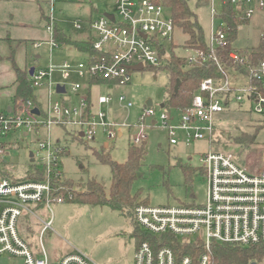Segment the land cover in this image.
Instances as JSON below:
<instances>
[{"label": "built area", "instance_id": "built-area-1", "mask_svg": "<svg viewBox=\"0 0 264 264\" xmlns=\"http://www.w3.org/2000/svg\"><path fill=\"white\" fill-rule=\"evenodd\" d=\"M79 2L81 0H50L51 13L47 17V30L51 35L47 42L50 50L48 68L35 69L30 76L35 90H46L47 100L41 110L32 101H21L18 112H0V257L20 258L24 264H98L81 252H71L59 259H50L43 239L54 231V206L65 203L58 194L62 182L67 178L62 165L64 147L52 138V129L76 127V137L95 142L100 133L104 146L123 136V129L134 131L133 145L148 141V131L159 127L166 131L170 145H177V134L184 133L186 145L215 135L214 117L229 109L232 103L244 107L249 105L254 113H264V97L253 98L256 87L251 81L264 82V61L250 71L248 83L242 88L233 87L225 74L224 80L207 79L201 84L192 106L183 110L163 111L156 118L153 106H145L136 125L107 122L106 113L94 114L89 97L82 93L83 86L76 79L86 80L89 85L98 82L126 84L131 79L134 66H159L161 47L173 42L175 22L170 11L159 0H114L116 14L104 13L98 18L78 20L74 23L77 31L86 33L93 48L101 56L86 55V61L72 63L64 61L54 64V51L60 47L56 40V24L53 8L57 2ZM205 1V0H198ZM214 0H212L213 2ZM236 9V18L249 21L257 10H264V0H230ZM226 0H223V4ZM169 14L166 16L165 11ZM212 14L221 19L212 8ZM110 16H113L111 19ZM226 24L216 26L208 41V50H188L189 65H201L208 60L217 61V52L229 46ZM36 48L43 43H35ZM230 58L243 62L235 51ZM59 73L65 83L55 84L53 77ZM65 87V94L80 96V108L70 100L54 99L57 87ZM120 101L125 102L121 96ZM99 104L111 102V97L101 96ZM132 103L127 107L131 108ZM164 108V107H163ZM38 109L40 115L32 113ZM26 131V132H24ZM44 131L46 137L38 139L34 154L37 166L44 168L42 180L27 179V172L20 175L7 160L10 154V135L30 132L37 135ZM18 140L15 139L14 144ZM31 160V157H30ZM201 169L207 181L206 202L201 205L151 206L140 204L135 209L138 225L155 235H172L180 241L201 240L204 253L195 261L192 257L178 260L172 248L164 246L155 250L148 241L142 242L135 250L134 264H211V245L237 244L244 247L264 245V152L261 164L251 169L242 163L233 152L210 148L199 156ZM246 160V159H245ZM46 213V218L41 213ZM33 219L42 225L35 243L36 232L26 226V220Z\"/></svg>", "mask_w": 264, "mask_h": 264}, {"label": "rangeland", "instance_id": "rangeland-1", "mask_svg": "<svg viewBox=\"0 0 264 264\" xmlns=\"http://www.w3.org/2000/svg\"><path fill=\"white\" fill-rule=\"evenodd\" d=\"M50 0H0V6L9 11L13 16L14 26L23 24L28 32H24L26 38L25 51L28 57L29 67L48 68L50 61V50L47 42L51 35L47 30V17L51 13ZM79 2H57L53 8L56 28L65 33L72 41L84 39L85 33L74 28L75 21L96 19L101 14H116L114 0H81ZM198 0H189L191 10L196 14L207 41L210 40L213 29L222 23L219 17L212 14V8L217 14L222 12L223 0H208L207 3L198 5ZM168 16L169 11H165ZM264 29V10H257L249 22L238 29L237 39L234 46L240 50L247 48H258L261 43ZM188 36L176 28L173 42L167 44L171 53L175 45V53L181 57L188 56L183 46ZM35 42L43 43L36 48ZM40 59H36V57ZM54 64L62 61L78 63L86 61V55L79 52L72 45L60 43V47L54 51ZM229 82L233 87L242 88L248 83V79L239 75L234 70L228 73ZM55 84L65 83L60 74L55 73L53 77ZM83 86L84 94L87 95L88 82L76 79ZM170 77L166 71H134L131 79L126 84L102 83L95 84L90 89L91 110L94 114L106 113L107 122L127 123L136 125L142 110L149 100L156 109L157 116L167 109L163 104L168 96L170 88ZM67 95H54V99L68 98L71 94L70 87ZM38 100L46 104L47 95L39 90ZM101 96L111 97L109 104L100 105ZM125 97V102L120 97ZM73 105L80 108V96L71 94ZM132 103L131 108L127 107ZM248 106H238L232 103L230 108L214 117L217 127L216 134L224 139L228 133L239 135L242 132L254 133L259 115L248 113ZM175 111H172L174 113ZM26 132V131H24ZM24 132L10 135L13 145L7 157L8 163L18 170L19 174H25L30 163V154L36 153L38 139L46 137V132L40 135L30 132L27 138H22ZM76 127L53 128L52 138L68 149V154L62 157V165L67 178L76 182H84L96 179L101 182L107 191L111 187L110 166L102 164L96 157L94 151L105 149L111 157L120 163L128 159V148L133 145L132 137L134 131L129 133L123 129L124 138H119L110 144L107 149L101 134L95 142H87L77 138ZM149 139L146 142L147 154L137 174V180L133 186V193H141L140 200H147V205L159 206H181L188 204L201 205L206 202L207 181L202 173V164L199 156L210 150L209 137L194 141L186 145L184 133L177 134L178 144L170 145L168 133L159 127H153L149 131ZM15 139L18 140L14 144ZM258 145L249 148L237 146H218L216 150L230 151L235 153L243 163H248L251 169L261 164L264 152V128L258 133ZM246 159V160H245ZM181 163V166L178 163ZM183 167L192 170L191 179L186 178ZM54 231H49L43 239L44 247L50 259L63 257L71 252H81L90 257L98 264H134V254L137 247V238L134 236V226L131 219L119 211L112 210L106 206L78 205L63 203L54 206ZM46 218V213H41ZM26 226L32 227L36 232L35 243L39 244V235L42 225L33 219L26 220ZM0 264H24L20 258L0 257Z\"/></svg>", "mask_w": 264, "mask_h": 264}, {"label": "trees", "instance_id": "trees-1", "mask_svg": "<svg viewBox=\"0 0 264 264\" xmlns=\"http://www.w3.org/2000/svg\"><path fill=\"white\" fill-rule=\"evenodd\" d=\"M159 1L170 11L175 22V28H180L188 36L183 48L186 51L194 49L207 51L208 41L205 38L204 31L198 22L196 14L189 6V0ZM207 2L208 0L199 1L198 5ZM220 17L227 26L229 46L227 49L217 52V61L208 60L201 65L191 66L188 64L186 56L181 57L175 53L176 46L173 45L171 53L168 51V47H161V64L159 66H147L145 68V70L155 72L166 71L169 74L171 84L168 90V96L163 104L164 108L168 111H178L191 107L193 99L200 91L203 81L207 79L224 80L225 74L229 73L230 70H234L239 75L247 78L250 71L259 67L264 61V29L258 48L240 50L234 46L238 29L249 21L236 18V9L230 0H226L223 4ZM56 40L61 44L74 46L82 54L101 56V53L94 50L90 39L72 41L65 33L56 28ZM233 51L237 52L243 58V62H235L230 58V54ZM16 71L18 75V86L14 111L18 112L20 110L21 101H32L43 114L42 104L38 100L36 90L31 85L29 74L20 69H16ZM178 82H180V85L176 89ZM102 83L109 82L91 83V87L95 84ZM251 85L256 87L253 98L257 97L258 94L264 97V82L251 81ZM247 106L248 108L245 109L246 112L254 113L252 108L249 105ZM259 116L257 120L258 125L254 133L242 132L239 135L228 133L223 139L220 134H216V127L215 135L210 141L211 147L232 145L249 148L258 145V133L264 128V113ZM146 146V142L141 145H130L128 148V159L124 163L115 161L109 151L105 149L94 151L97 159L102 164L110 166L112 183L109 191L96 179H91L84 183L65 178L62 182V188L57 192L64 196L66 199L65 203L106 206L129 217L134 226L137 247L142 242L148 241L155 250L164 246L172 248L178 260L189 256L197 261L205 251L204 244L201 240L183 242L172 235L158 237L143 230L136 221V207L140 204L147 205V200H140V192L133 193V186L138 177L137 174L147 154ZM68 153V149L65 148L63 156ZM178 165L181 166V163L179 162ZM183 170L186 178L190 180L192 170L187 167H183ZM26 172L28 174L27 179L42 180L44 178V168L37 166L32 162V159ZM202 173L204 174L203 170ZM211 264H264V245L244 247L237 244L213 242L211 245Z\"/></svg>", "mask_w": 264, "mask_h": 264}, {"label": "crops", "instance_id": "crops-1", "mask_svg": "<svg viewBox=\"0 0 264 264\" xmlns=\"http://www.w3.org/2000/svg\"><path fill=\"white\" fill-rule=\"evenodd\" d=\"M13 24L14 21L11 13L0 6V112H15V96L18 86V75L16 69H20L21 71L27 72L29 74L30 70L34 68L29 67L28 57L25 51L26 38L24 36V32H28V29L23 24H20L18 27L14 26ZM84 36V39H80V41L87 40L88 35L85 33ZM36 59H40V57L37 56ZM63 62L64 61L58 65L62 64ZM90 89L91 86L88 83V97ZM84 90L85 89L83 88V94ZM39 91L46 95V90ZM36 95L38 97L37 91ZM64 99L71 101V94L68 98ZM39 102L41 103V101ZM42 107L44 108L43 104ZM124 137L125 136L123 132V136H120L119 138L121 139Z\"/></svg>", "mask_w": 264, "mask_h": 264}, {"label": "water", "instance_id": "water-1", "mask_svg": "<svg viewBox=\"0 0 264 264\" xmlns=\"http://www.w3.org/2000/svg\"><path fill=\"white\" fill-rule=\"evenodd\" d=\"M109 17H110L111 19H113V16H110V15H109ZM132 69H133L134 71H143V70H145V67H144L143 65H137V66H134ZM34 71H35V68H32V69L30 70V73H29L30 76L33 75ZM179 85H180V82H178V84H177V88H176V89H178ZM57 93H59V94H64V93H65V87H63V86H58V87H57ZM147 106H152V101H151V100H149V101L147 102ZM163 107H164V106H163ZM32 113L35 114V115H40V112H39L38 109H34V110L32 111ZM30 157H31L32 162H33V161H34V154L31 153V154H30Z\"/></svg>", "mask_w": 264, "mask_h": 264}]
</instances>
